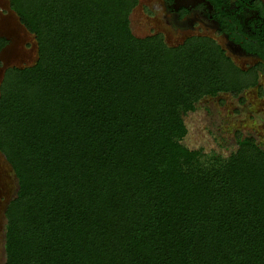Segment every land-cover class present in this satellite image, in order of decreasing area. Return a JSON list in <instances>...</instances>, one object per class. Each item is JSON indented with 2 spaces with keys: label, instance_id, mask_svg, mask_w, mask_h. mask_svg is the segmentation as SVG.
Wrapping results in <instances>:
<instances>
[{
  "label": "trees",
  "instance_id": "16d2710c",
  "mask_svg": "<svg viewBox=\"0 0 264 264\" xmlns=\"http://www.w3.org/2000/svg\"><path fill=\"white\" fill-rule=\"evenodd\" d=\"M138 3L9 0L37 58L0 82L18 180L2 264H264V148L245 137L208 159L182 142L202 98L256 86L258 69L208 35L136 36Z\"/></svg>",
  "mask_w": 264,
  "mask_h": 264
},
{
  "label": "rangeland",
  "instance_id": "374dc122",
  "mask_svg": "<svg viewBox=\"0 0 264 264\" xmlns=\"http://www.w3.org/2000/svg\"><path fill=\"white\" fill-rule=\"evenodd\" d=\"M131 27L136 36L162 33L170 45H178L198 30H190L167 22L163 0H139L131 14ZM207 33V32H206ZM212 34V33H207ZM0 35L8 44L0 52V82L9 66H23L37 58L34 36L21 24L10 9L9 0H0ZM236 60L243 69H250L253 60ZM258 84L234 94L221 92L205 96L188 112L185 122L188 133L182 141L190 149H199L205 158H228L238 149V142L254 137L264 148V70H259ZM18 180L4 155L0 152V264L5 260L6 224L8 203L17 195Z\"/></svg>",
  "mask_w": 264,
  "mask_h": 264
},
{
  "label": "flooded vegetation",
  "instance_id": "af4514ba",
  "mask_svg": "<svg viewBox=\"0 0 264 264\" xmlns=\"http://www.w3.org/2000/svg\"><path fill=\"white\" fill-rule=\"evenodd\" d=\"M163 7L167 22L211 36L233 61L264 70V0H163Z\"/></svg>",
  "mask_w": 264,
  "mask_h": 264
}]
</instances>
